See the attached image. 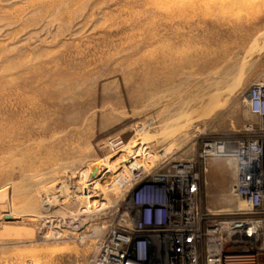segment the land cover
<instances>
[{
  "label": "rangeland",
  "instance_id": "1",
  "mask_svg": "<svg viewBox=\"0 0 264 264\" xmlns=\"http://www.w3.org/2000/svg\"><path fill=\"white\" fill-rule=\"evenodd\" d=\"M263 30L264 0H0V264H92L135 185L235 137ZM228 159L205 166L213 209Z\"/></svg>",
  "mask_w": 264,
  "mask_h": 264
},
{
  "label": "built area",
  "instance_id": "2",
  "mask_svg": "<svg viewBox=\"0 0 264 264\" xmlns=\"http://www.w3.org/2000/svg\"><path fill=\"white\" fill-rule=\"evenodd\" d=\"M246 102L253 119L235 137L203 140L192 157L163 163V172L124 195L117 221L98 242L96 264H264V71ZM220 156L236 162L235 202L211 209L205 166Z\"/></svg>",
  "mask_w": 264,
  "mask_h": 264
},
{
  "label": "bare ground",
  "instance_id": "3",
  "mask_svg": "<svg viewBox=\"0 0 264 264\" xmlns=\"http://www.w3.org/2000/svg\"><path fill=\"white\" fill-rule=\"evenodd\" d=\"M264 32V30H263ZM241 75H239V77L237 76L236 79H233V84L238 83L241 78ZM232 83V81H231ZM212 102L214 101V98L212 97ZM48 133V132H47ZM21 142V141H19ZM111 145H113V141H111ZM136 145V144H135ZM42 146V145H41ZM122 145H120L118 148H120ZM51 147V146H50ZM127 147V146H126ZM49 150V149H48ZM134 150V149H133ZM51 151V150H50ZM27 152V151H26ZM130 154V153H129ZM164 156V155H163ZM32 157V156H31ZM34 157V156H33ZM146 159V158H145ZM27 161V160H25ZM29 161V160H28ZM114 162H111L109 165H113ZM130 164L128 165L127 171L126 172H122L118 175V177L114 180V183L117 184L121 189H124L126 187H128L129 185H131L134 181H136L137 178H139L140 172H142L144 169H141L142 166L135 161H130ZM25 164V163H24ZM28 165H31L28 163ZM38 168V167H37ZM31 169V167H30ZM29 169V170H30ZM108 169V168H107ZM28 170V169H27ZM32 170V169H31ZM113 170V169H112ZM34 172V170L32 171ZM226 177V176H225ZM226 180V179H225ZM32 184V183H31ZM38 184V183H37ZM36 185V184H35ZM116 189V188H115ZM20 192V191H18ZM30 192L29 190H27V193ZM22 193V192H21ZM221 205V204H220ZM215 206V205H214ZM217 206V205H216ZM51 207V206H50ZM213 207V206H212ZM227 207V206H226ZM219 208V206H218ZM9 214H13L12 212H10ZM81 222V221H80ZM48 225V224H47ZM95 229V228H94ZM97 230V229H96ZM95 233V232H94ZM99 247V244H98ZM97 247V249H98ZM97 263V258H96V254H95V259L94 262L92 264H96Z\"/></svg>",
  "mask_w": 264,
  "mask_h": 264
},
{
  "label": "crops",
  "instance_id": "4",
  "mask_svg": "<svg viewBox=\"0 0 264 264\" xmlns=\"http://www.w3.org/2000/svg\"><path fill=\"white\" fill-rule=\"evenodd\" d=\"M229 160V164H230V168H231V170H230V175H231V177H232V182L230 183V185H229V191H230V187H231V184L233 183V181L235 180V178H236V174H237V169H236V162L233 160V159H228ZM209 167H210V163H208V165H207V167H206V170H205V174H204V176H205V178L204 179H207V177H209L210 176V170H209ZM220 170H215L214 171V174H217L218 172H219ZM213 174V173H212ZM207 181L208 180H206V183H207ZM208 193V192H207ZM207 207H209V208H211L210 206H208L207 205ZM233 206H231V207H229V208H232ZM211 209H213V208H211Z\"/></svg>",
  "mask_w": 264,
  "mask_h": 264
}]
</instances>
